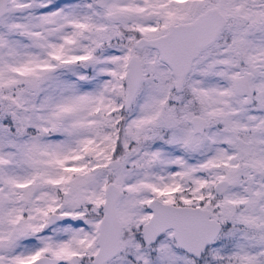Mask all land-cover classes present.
Masks as SVG:
<instances>
[{
	"label": "snow or ice",
	"instance_id": "obj_1",
	"mask_svg": "<svg viewBox=\"0 0 264 264\" xmlns=\"http://www.w3.org/2000/svg\"><path fill=\"white\" fill-rule=\"evenodd\" d=\"M0 264H264V0H0Z\"/></svg>",
	"mask_w": 264,
	"mask_h": 264
}]
</instances>
